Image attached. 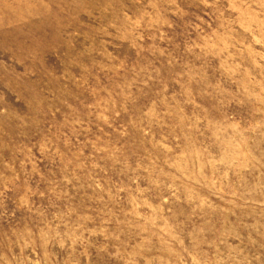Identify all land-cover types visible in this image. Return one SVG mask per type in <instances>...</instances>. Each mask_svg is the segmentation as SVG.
I'll return each instance as SVG.
<instances>
[{
    "label": "rangeland",
    "instance_id": "1",
    "mask_svg": "<svg viewBox=\"0 0 264 264\" xmlns=\"http://www.w3.org/2000/svg\"><path fill=\"white\" fill-rule=\"evenodd\" d=\"M0 264H264V0H0Z\"/></svg>",
    "mask_w": 264,
    "mask_h": 264
}]
</instances>
